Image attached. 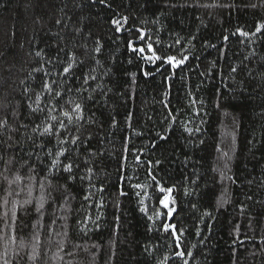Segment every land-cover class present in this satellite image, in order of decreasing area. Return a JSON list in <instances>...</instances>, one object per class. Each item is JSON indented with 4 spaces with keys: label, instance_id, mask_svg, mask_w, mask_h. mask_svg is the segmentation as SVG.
Masks as SVG:
<instances>
[{
    "label": "trees",
    "instance_id": "16d2710c",
    "mask_svg": "<svg viewBox=\"0 0 264 264\" xmlns=\"http://www.w3.org/2000/svg\"><path fill=\"white\" fill-rule=\"evenodd\" d=\"M66 2L68 7H64L61 0H0V78L5 80L0 88V100L11 106L9 111L15 108L19 120L25 121L31 96V91L26 93L25 88H34L31 77L40 75L33 72V68L50 67L45 61L65 44L77 56L90 53L81 58L92 65L110 89L107 105L102 101L90 102L85 111L86 116L96 121L89 127L104 137L102 146L95 142V135L88 145L90 150L101 147L103 152V156L90 165L96 174L93 180L96 188L92 189L93 199L84 201L87 181L83 185L68 181L69 191L65 192V180L60 177L48 176L54 186L47 187L42 165L32 173L20 164L4 173V166L0 165V173L9 179L17 172L24 178V191L16 196L19 189L13 185L9 189L13 194L8 196L5 191L8 184L0 175V202L4 197L25 199L31 185L32 203L27 207L34 209L41 183L45 185V195L51 193L42 217L37 219L38 214L31 211L23 218L26 227L22 233L17 229L15 244L7 235L0 239V264H4L5 253L11 264H15L14 249L21 252L20 264H158L165 255L172 256L173 238L162 229L156 230L160 229L162 221L153 215V207L160 209V205L149 171L161 185L174 188L172 196L177 212L172 221L165 222H175L183 231L182 246L193 254L187 257L189 264H264L258 244L261 225L253 222L255 242L248 241L253 232L247 228L249 214L258 220L264 216V204L256 203L264 201V186H261L264 181V34L250 35L247 39L232 35L238 27L251 34L257 23L264 21V9L244 7L258 0H110L118 12L129 16L126 28L144 29L153 41H160L154 44L157 49L189 56L182 68L160 66L159 71L135 58L136 54L125 42L129 33L113 31L109 20L116 17L98 0L95 5L89 0ZM167 4L176 7H166ZM200 4L235 7L204 8L198 6ZM56 19H61L62 23L56 25ZM77 28L81 29L78 34ZM69 35L75 37L71 42ZM224 36L229 37L228 41ZM93 38L103 44L100 54L91 53ZM176 40L180 43L176 44ZM213 44L216 47H212ZM253 49L257 55L245 59ZM37 52L41 56H37ZM95 60H99V65ZM232 66H238L237 72H231ZM141 68L155 75L146 78ZM168 76L172 77L171 90L165 96V77ZM78 95L68 93L69 98ZM161 101H170L175 122L165 118L168 110ZM129 113L132 114L131 128L125 120ZM2 115L4 111L0 110ZM113 116L117 122L115 128L109 124ZM10 122L15 126V121ZM197 128L200 131L197 132ZM135 132L142 134L135 135ZM161 135L167 139H160ZM125 137H130V141ZM200 140L204 143L200 144ZM223 152L231 156L228 161L231 171L227 174L233 176L236 183L221 179L220 171L227 159ZM137 157L144 163H138ZM81 169V174H85L84 165ZM29 175L33 177L31 181ZM121 178L123 183L118 185ZM135 184L142 185L143 189L134 188ZM101 186L103 192L97 190ZM118 186L123 187L126 196L117 197ZM145 190L151 197L145 204L153 220L141 211V197L136 195L140 192L143 196ZM246 195H252L253 200H247ZM64 199L68 200L67 205ZM223 200L228 202L223 203ZM82 204L87 207H81ZM242 205L245 206L243 214ZM86 214L96 221L93 225L91 220H84V225L90 229L87 233L81 231L84 225L80 220ZM51 219L56 220L52 226L55 231L48 227ZM2 226L3 221H0ZM33 234H37L40 241L35 260L29 258L31 247L21 250L19 245L20 237L32 242ZM236 237L245 241L243 246ZM61 240L64 251L58 246ZM145 247L149 248L148 253L144 252ZM252 252L257 255H250ZM57 253L63 259H59ZM169 264H183V261L177 258Z\"/></svg>",
    "mask_w": 264,
    "mask_h": 264
},
{
    "label": "snow or ice",
    "instance_id": "6c2138e0",
    "mask_svg": "<svg viewBox=\"0 0 264 264\" xmlns=\"http://www.w3.org/2000/svg\"><path fill=\"white\" fill-rule=\"evenodd\" d=\"M64 4V7H68L66 0H61ZM75 2V0H74ZM89 3L95 5L97 0H89ZM100 5H103L105 8H108L112 11L114 19H110L109 23L113 26V31L116 33H129L125 37V42L127 48L136 54L135 58H138L139 61H145L159 71L160 66H169L172 69L182 68L183 65L189 61V56L185 55L183 52L179 54H171L165 51L163 48L157 49L154 47L155 43L160 41L152 40V37L149 36L144 29L135 28L132 26L125 25L128 24L129 16L123 15L122 13L116 10V5L110 2V0H98ZM166 7H176L175 4H167ZM204 8H216L224 7L231 8L235 5L231 4H200L198 5ZM244 7H251L253 9L260 8L264 9V0H258L257 3L245 4ZM72 19V17H69ZM62 23L61 19H56L55 24L60 25ZM66 26V25H65ZM81 29L77 28L76 33L78 34ZM239 35L242 38H249L251 36H256L257 34H264V21L257 23L254 32L251 34L247 31H244L242 28H237L236 32L232 35ZM132 36H135V39H132ZM63 39V37L61 38ZM75 39L74 36L69 35V42ZM195 39V37H192ZM223 39L228 41L229 37L224 36ZM92 43L94 47L91 50V53L100 54L103 44L97 38H93ZM176 44L180 43V40L175 41ZM83 46V45H81ZM169 48L172 45H168ZM216 47V45H212ZM63 52L64 56L61 57L60 53ZM37 56H41L40 52L36 53ZM88 52L81 53V56H77L75 52H71L68 48V45L65 44L62 47H59L57 53L50 58H48L45 63L50 65V67H35L33 72L39 73V77L32 76V82L35 84V87L32 88L29 86L25 88V92L31 91V96H29V103H27V115L25 116V121L19 120L18 112L15 108H12L11 111L8 109L11 107L9 104L4 103L0 100V110L4 111V115L0 116V165L4 166V173H8L13 170L16 164H20L21 167H27L29 172H35L37 166L42 165V171L46 173L45 179L47 180V187L52 188L53 182L51 179H48V176L53 178L60 177L65 180L63 185L64 191L68 192V181L73 183L79 182L81 185L85 181L88 183V187L84 189L83 200L91 201L93 199L94 193L92 192L93 188H96V185L93 183L95 178V172L90 165H94L96 160L100 159L103 156L101 147H96L95 150H90L88 145L93 141L94 135L96 136V143L98 145L103 144L104 137L99 136L98 132L91 129L89 125L95 124L96 121L90 117L86 116V106L91 102L95 104L102 101L104 105L109 103L108 92L110 89L107 86L106 81H102L99 76L95 73V69L92 68V65L86 63L85 59L81 58L83 56H90ZM257 55L256 50L253 49L245 59L250 57H255ZM92 59H95L92 56ZM131 62V61H130ZM159 62V63H157ZM95 63L99 65V60H95ZM214 66V65H213ZM87 69V71H85ZM238 70V66H232L231 72L235 73ZM10 72L11 69H8ZM141 72L144 77H151L155 75V72H149L141 68ZM107 75V73H104ZM204 73H201L203 75ZM31 76V73H29ZM248 75L251 77L252 72L249 71ZM183 78V77H181ZM79 79V84H76V80ZM172 77H165V86L166 91L164 92L165 96L170 94L171 90V81ZM91 82H95L94 85ZM135 82V74H133V83ZM23 83V81H22ZM5 80L0 78V88H3ZM67 85V87H65ZM38 89V90H37ZM75 92L78 93V96L69 98L68 93ZM34 97V99H33ZM164 105V108L167 109L166 119L175 122L173 117L172 109L170 108V101H161ZM199 115V113H197ZM131 119L132 114L129 113L126 116L125 120L127 122L128 128H131ZM151 119V117H149ZM10 121H15V126ZM116 119L113 116L109 121L110 127H116ZM200 131V129H196ZM135 135H141L140 132H135ZM191 135V132H189ZM126 140L130 141V137H125ZM160 139L166 140L167 136L161 135ZM235 137L233 136V141ZM204 141L200 140V144H203ZM51 145V147H49ZM155 147V144H153ZM83 149V152H81ZM217 151H220L218 148ZM223 157H226V162L224 169L220 171L221 179H227L232 183H236V180L233 176L228 175L231 169L228 167V161L231 160L228 152L222 153ZM138 163L143 164V161H140L137 157ZM151 166V162H148ZM159 164V161L156 162ZM81 165H84L86 170L85 174H81L82 169ZM120 170L123 171V165L121 164ZM67 174V175H64ZM3 175V173H0ZM151 180L155 183L157 189V199L160 205V209L153 207V215L162 221L160 229L157 231L163 230L164 233H167L173 238L175 247L172 249V256L165 255L162 260L158 261V264H169L170 260H179L183 261V264H189L187 257L192 256V252L188 251L182 246L181 236L183 231L177 228L175 222H165L172 221L173 214L177 212L176 200L172 196L174 191L173 187H166L160 184V181L157 180L155 175H152L149 171ZM28 179L31 181L33 177L29 175ZM3 181L8 184V188L5 191H8V196H12L13 192L9 189H12V186L15 185L19 191H16V196H19L21 192L24 191V178L17 172L12 179H9L7 175H3ZM123 179H118L117 184L122 185ZM251 184L252 181H249ZM261 186H264V181L261 182ZM134 188L143 189V186L140 184L133 185ZM40 196L34 207V209H29L27 207L32 203V186H28L27 196L23 200L13 199L9 200L8 197H4L2 202H0V221H3V226L0 227V239H4L5 235L8 236V239L12 244L17 242L16 231L19 230L20 233L23 232L26 225L23 223V218L28 216L31 211H34L38 214L37 219L42 217L45 214V203L48 200V195H45L46 188L44 183L40 185ZM100 192L104 191V188L101 186L97 189ZM227 191V189H225ZM162 194V195H160ZM187 195V193H185ZM127 192L124 191L122 186L117 187V197L126 196ZM137 196H140V203L143 205L141 211L147 215L149 220H153V215H148V207L145 204L146 200H150L151 197L148 196L146 190L144 195L141 196L140 192L136 193ZM247 200H253L252 195H246ZM64 204H68V200L64 199ZM227 200H223V203H227ZM256 203L264 204V201L257 200ZM9 204L11 207L9 208ZM90 206V205H88ZM100 206L103 207V201H100ZM222 206V205H221ZM81 207H87L81 205ZM245 211V206H241V213ZM206 215H211V213H205ZM54 216L55 213H52ZM64 219H67L65 216ZM91 220L93 225H96V221L92 220L90 215H87L84 218H80L81 224L84 225V220ZM119 217H117V220ZM258 225H261L259 236L260 239L258 244L260 246V254L264 255V216L259 220L256 217L249 214V220L247 228L253 232L251 237H248L249 242L256 241V228L254 227V222ZM56 220L51 219L48 225L53 231V225H55ZM155 223V221H153ZM35 227V226H32ZM63 227V225H62ZM98 227V225H97ZM81 231L87 233L90 229L86 225L81 228ZM237 231L239 227L237 226ZM63 235L67 237V232H64ZM245 235H247L245 233ZM237 241L241 246L244 245L245 241L240 240L239 237H236ZM39 237L37 234L32 235V242H25L22 237L19 239L20 249L24 250L31 247V256L29 257L32 260L37 258V251L39 245ZM64 241L61 240L58 242V246L61 251H64L63 248ZM255 246V244H254ZM78 247V246H77ZM195 247V245H193ZM14 255L13 259L15 264H20L21 252L13 250ZM144 252L148 253L149 248L145 247ZM67 255H72L71 252H67ZM115 253H113L114 255ZM27 255V253H25ZM250 255H257L256 252L250 253ZM7 253H5L4 264H11V261L6 258ZM233 256H236V252L233 251ZM59 259L63 257L59 256Z\"/></svg>",
    "mask_w": 264,
    "mask_h": 264
}]
</instances>
